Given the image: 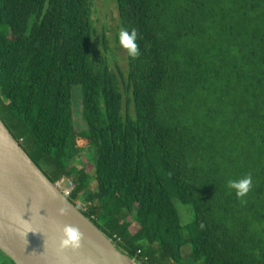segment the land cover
<instances>
[{
	"label": "trees",
	"instance_id": "1",
	"mask_svg": "<svg viewBox=\"0 0 264 264\" xmlns=\"http://www.w3.org/2000/svg\"><path fill=\"white\" fill-rule=\"evenodd\" d=\"M93 2L0 0V118L138 261L186 264L189 245L191 264H264V0H116L137 32L133 113L123 73L92 57ZM83 149L91 165L71 166ZM246 175L237 197L228 181Z\"/></svg>",
	"mask_w": 264,
	"mask_h": 264
},
{
	"label": "water",
	"instance_id": "2",
	"mask_svg": "<svg viewBox=\"0 0 264 264\" xmlns=\"http://www.w3.org/2000/svg\"><path fill=\"white\" fill-rule=\"evenodd\" d=\"M65 224L83 234L79 248L60 247ZM0 250L14 264H139L56 187L1 118Z\"/></svg>",
	"mask_w": 264,
	"mask_h": 264
},
{
	"label": "rangeland",
	"instance_id": "3",
	"mask_svg": "<svg viewBox=\"0 0 264 264\" xmlns=\"http://www.w3.org/2000/svg\"><path fill=\"white\" fill-rule=\"evenodd\" d=\"M91 19L94 28L91 47L92 57L95 62L107 65L118 76V70L123 73L124 79L119 76L120 87L123 92V113H126V111L133 113V105L128 102L129 93L125 90L127 83L128 57L127 50L119 43V32L123 30V27L119 20L116 0H94ZM74 94L76 100L74 111L77 117H79L81 107L79 105L80 94L78 91H75ZM81 125L84 127L85 124L81 121ZM86 152L88 154H86ZM93 158V150L83 149L79 152L77 157L71 161V166H76L78 168L86 167L91 165ZM40 167L42 166L40 165ZM89 172L92 173V170L89 169ZM91 186H94L93 182H91ZM173 202L178 211L181 224L190 222L192 220L190 208L183 205L178 199H174ZM190 251L189 245L182 247V255L186 264H191V259L189 258Z\"/></svg>",
	"mask_w": 264,
	"mask_h": 264
},
{
	"label": "clouds",
	"instance_id": "4",
	"mask_svg": "<svg viewBox=\"0 0 264 264\" xmlns=\"http://www.w3.org/2000/svg\"><path fill=\"white\" fill-rule=\"evenodd\" d=\"M119 43L127 50L129 57L135 58L139 56V47L137 45V32L135 29L131 31L124 29L119 32ZM228 187L235 190L237 197H244L252 187L251 175H246L238 180H229ZM58 214L63 215V210H58ZM83 234L75 225L65 224L61 227V238L59 245L61 248L77 249L81 245Z\"/></svg>",
	"mask_w": 264,
	"mask_h": 264
},
{
	"label": "built area",
	"instance_id": "5",
	"mask_svg": "<svg viewBox=\"0 0 264 264\" xmlns=\"http://www.w3.org/2000/svg\"><path fill=\"white\" fill-rule=\"evenodd\" d=\"M54 184L56 185V187L66 196V197H70L71 195V191L73 189V185L71 183H67L66 179L64 177H61L60 179H58L56 182H54ZM70 199V198H69ZM117 242V240H115ZM139 254H141V250H137V253L135 255H133V259H135L139 264L146 262L148 263V258L146 256L143 257V261H138L137 257L139 256Z\"/></svg>",
	"mask_w": 264,
	"mask_h": 264
}]
</instances>
